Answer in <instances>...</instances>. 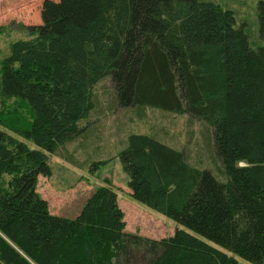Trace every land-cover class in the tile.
Here are the masks:
<instances>
[{
  "label": "trees",
  "instance_id": "obj_1",
  "mask_svg": "<svg viewBox=\"0 0 264 264\" xmlns=\"http://www.w3.org/2000/svg\"><path fill=\"white\" fill-rule=\"evenodd\" d=\"M257 18L255 45L211 0H44L1 61L0 95L15 104L0 111V264H264V0ZM108 78L138 119L154 109L206 126L215 172L155 135L129 134L118 154L130 197L182 227L169 237L126 233L107 180L75 218L38 194Z\"/></svg>",
  "mask_w": 264,
  "mask_h": 264
},
{
  "label": "rangeland",
  "instance_id": "obj_2",
  "mask_svg": "<svg viewBox=\"0 0 264 264\" xmlns=\"http://www.w3.org/2000/svg\"><path fill=\"white\" fill-rule=\"evenodd\" d=\"M43 1L0 0V67L12 42L30 38L28 27L41 24ZM211 1L232 10L238 25L244 24L248 28L251 42L255 45L261 43L257 18L259 0ZM93 94L97 107L83 120L81 126L85 131L65 144L60 152L62 158L50 156L52 174L47 178L38 177V194L47 202L52 215L75 218L91 193L107 180L116 191L126 233L153 240L173 235L175 228L182 227L130 197L129 178L122 169L118 154L124 149L129 134L155 135L161 142L181 150L191 165L214 171L213 153L204 143L206 126L188 115H172L154 109H145L143 117L138 119L134 108L115 105L113 84L109 78L97 84ZM13 104L15 100H4L0 95V111ZM28 145L35 148L31 142ZM63 158H71L74 164ZM97 161H108V164L90 171L91 163ZM236 259L248 264L238 257Z\"/></svg>",
  "mask_w": 264,
  "mask_h": 264
}]
</instances>
